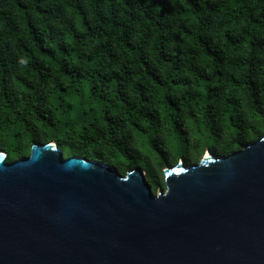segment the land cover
Wrapping results in <instances>:
<instances>
[{
	"label": "trees",
	"instance_id": "16d2710c",
	"mask_svg": "<svg viewBox=\"0 0 264 264\" xmlns=\"http://www.w3.org/2000/svg\"><path fill=\"white\" fill-rule=\"evenodd\" d=\"M264 136V0H0V150L164 170Z\"/></svg>",
	"mask_w": 264,
	"mask_h": 264
},
{
	"label": "water",
	"instance_id": "95a60500",
	"mask_svg": "<svg viewBox=\"0 0 264 264\" xmlns=\"http://www.w3.org/2000/svg\"><path fill=\"white\" fill-rule=\"evenodd\" d=\"M164 172L0 150V264H264V136Z\"/></svg>",
	"mask_w": 264,
	"mask_h": 264
},
{
	"label": "rangeland",
	"instance_id": "374dc122",
	"mask_svg": "<svg viewBox=\"0 0 264 264\" xmlns=\"http://www.w3.org/2000/svg\"><path fill=\"white\" fill-rule=\"evenodd\" d=\"M63 152H64V155H65L66 157L69 156V154H68L66 151H63ZM208 153H209V152H205L204 155H203V157H202V159L205 158V157L208 155ZM182 163H183L182 161H178V163H177L175 166L168 167V168H174V167H176V166H178V165H180V164H182ZM194 164H197V163H193V164H191V165H194ZM168 168H166V169L164 170V172H165ZM144 173H145V172H144ZM158 192H159V190L157 191V193H158Z\"/></svg>",
	"mask_w": 264,
	"mask_h": 264
},
{
	"label": "bare ground",
	"instance_id": "6f19581e",
	"mask_svg": "<svg viewBox=\"0 0 264 264\" xmlns=\"http://www.w3.org/2000/svg\"><path fill=\"white\" fill-rule=\"evenodd\" d=\"M209 156V154L207 155V157Z\"/></svg>",
	"mask_w": 264,
	"mask_h": 264
}]
</instances>
